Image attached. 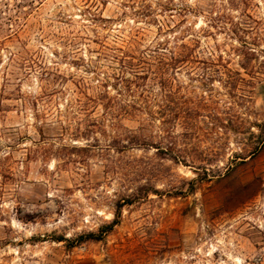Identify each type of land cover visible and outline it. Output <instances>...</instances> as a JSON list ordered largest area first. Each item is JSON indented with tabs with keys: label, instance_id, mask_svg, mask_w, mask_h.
I'll return each mask as SVG.
<instances>
[{
	"label": "rangeland",
	"instance_id": "1",
	"mask_svg": "<svg viewBox=\"0 0 264 264\" xmlns=\"http://www.w3.org/2000/svg\"><path fill=\"white\" fill-rule=\"evenodd\" d=\"M263 123L264 0H0V264H264Z\"/></svg>",
	"mask_w": 264,
	"mask_h": 264
},
{
	"label": "trees",
	"instance_id": "2",
	"mask_svg": "<svg viewBox=\"0 0 264 264\" xmlns=\"http://www.w3.org/2000/svg\"><path fill=\"white\" fill-rule=\"evenodd\" d=\"M182 47L185 48V49H188V46H184L183 45ZM262 126L264 127V123L262 124ZM118 212H119V209L117 210V213L115 214L114 219L107 224V226H106L107 229H110L113 226V224L116 223V220H117V217H118ZM88 235H89V237L97 238V239H100V237H101V234L97 235V234H94V233H89Z\"/></svg>",
	"mask_w": 264,
	"mask_h": 264
}]
</instances>
